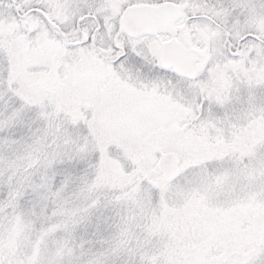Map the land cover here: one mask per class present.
I'll list each match as a JSON object with an SVG mask.
<instances>
[{
	"label": "snow or ice",
	"instance_id": "1",
	"mask_svg": "<svg viewBox=\"0 0 264 264\" xmlns=\"http://www.w3.org/2000/svg\"><path fill=\"white\" fill-rule=\"evenodd\" d=\"M0 264H264V0H0Z\"/></svg>",
	"mask_w": 264,
	"mask_h": 264
}]
</instances>
